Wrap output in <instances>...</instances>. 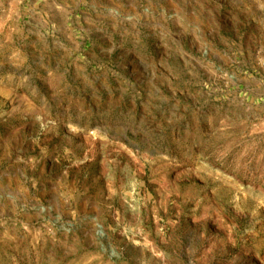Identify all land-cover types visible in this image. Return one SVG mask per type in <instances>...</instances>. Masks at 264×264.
<instances>
[{"label": "rangeland", "instance_id": "374dc122", "mask_svg": "<svg viewBox=\"0 0 264 264\" xmlns=\"http://www.w3.org/2000/svg\"><path fill=\"white\" fill-rule=\"evenodd\" d=\"M0 264H264V0H0Z\"/></svg>", "mask_w": 264, "mask_h": 264}]
</instances>
